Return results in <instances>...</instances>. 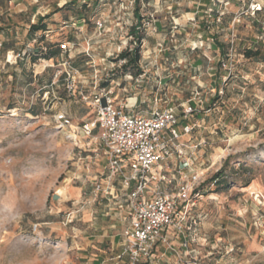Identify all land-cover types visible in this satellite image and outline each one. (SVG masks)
I'll return each mask as SVG.
<instances>
[{
    "label": "rangeland",
    "instance_id": "1",
    "mask_svg": "<svg viewBox=\"0 0 264 264\" xmlns=\"http://www.w3.org/2000/svg\"><path fill=\"white\" fill-rule=\"evenodd\" d=\"M250 1L0 0V264H113L103 251L120 231L109 227L118 217L96 191L107 158L78 129L94 113L67 92L66 60L80 73L78 90L108 85L131 113L197 107L181 118L178 128L191 130L168 164L182 177L202 175L185 233L176 251L162 247L160 263L264 264V11L233 23ZM138 6L144 39L131 65L119 55L137 46ZM215 8L220 21L209 17ZM47 14L49 29L30 33ZM249 48L259 54L248 57ZM50 49L59 50L52 59ZM59 112L72 128L57 127ZM221 169L223 185L207 182Z\"/></svg>",
    "mask_w": 264,
    "mask_h": 264
},
{
    "label": "built area",
    "instance_id": "2",
    "mask_svg": "<svg viewBox=\"0 0 264 264\" xmlns=\"http://www.w3.org/2000/svg\"><path fill=\"white\" fill-rule=\"evenodd\" d=\"M220 3L226 6L230 0H220ZM262 10L261 0H251L233 23L240 22L245 14L256 15ZM222 15L224 12L216 16L217 21ZM98 26L101 28L104 23L99 21ZM68 45L59 44L62 53ZM64 66L67 92L71 95L77 92L94 113V118L78 129L95 139L107 158V184L97 183L96 191L108 195L111 190H117V197L122 198L129 212L120 250L112 256L113 264H161L162 247L176 251L174 241L185 233L194 186L202 175L182 177L180 167L170 170L168 164L174 154L181 157L177 142L191 130L189 125L178 128L181 118L192 116L197 107H185L182 115L173 106L154 108L148 115L134 114L127 103L117 102L115 89L108 85L96 83L90 93L78 90V69L68 60ZM200 94L195 92L199 99ZM55 122L61 130L73 127L72 118L65 112L57 113ZM187 163L189 171L195 172L194 163L189 160ZM188 176L192 178L191 184L185 180ZM182 246H187V242Z\"/></svg>",
    "mask_w": 264,
    "mask_h": 264
},
{
    "label": "trees",
    "instance_id": "3",
    "mask_svg": "<svg viewBox=\"0 0 264 264\" xmlns=\"http://www.w3.org/2000/svg\"><path fill=\"white\" fill-rule=\"evenodd\" d=\"M71 1L73 2L74 0H71ZM76 1L77 0H75L73 3L76 4ZM83 1H85V3H86L87 1H90V0H83ZM216 1H217L218 4H220L221 7H223V4L220 3V0H216ZM261 2L263 3V9H264V0H261ZM94 3H96V2H94ZM84 5H86V4H84ZM138 11H139V6L135 8V13H134L135 17L137 18V23L135 25H133L132 28H131V35L135 36V43L137 44V46L135 48L130 49V50L123 51L119 55L121 58L128 59V63H130L131 65L139 64V61H140V58H141L140 50H141L142 41L144 39V36H142V34L139 31V29L143 25V19L138 14ZM222 11L223 10H220L219 8H215V9L212 10V12L209 15V17L216 16L217 14H219ZM262 11H264V10H262ZM262 13L263 12H261V11L258 12L259 15L262 14ZM50 16H51V14L40 16L35 23L30 24V26H29L30 33L35 34L36 32H39V31L46 32L49 29V26H48L46 21H47V19ZM80 17H82V16H80ZM252 21L254 23H256L255 20H252ZM104 22H106V21L104 20ZM213 39L215 41V38H213ZM216 45L220 49L221 48L225 49L224 44H222V43L216 42ZM58 53H59L58 49H50L49 53L46 54L45 57H47L49 59H52V58L56 57L58 55ZM257 54H259V50H254L252 48H249V50L246 51V55L248 57H251L252 55H257ZM60 56L63 57L64 53H61ZM36 59L37 58H33V60H36ZM32 111L34 113H38L39 108L33 107ZM224 171H225L224 169H221L220 171L215 173L210 179H208L207 182H213V183H216L218 185H223L225 183Z\"/></svg>",
    "mask_w": 264,
    "mask_h": 264
},
{
    "label": "crops",
    "instance_id": "4",
    "mask_svg": "<svg viewBox=\"0 0 264 264\" xmlns=\"http://www.w3.org/2000/svg\"><path fill=\"white\" fill-rule=\"evenodd\" d=\"M201 1L202 2L204 1V3H202V4H204L205 6H208L211 0H201ZM106 174H107V163H106V165L104 167L103 181L100 182V183H102L104 185L107 184ZM117 196H118V191L117 190H111V194H108L107 198H106V200H108V201L113 203V206H114L113 209H115V211H116L115 212L116 218L118 217L116 219V222L112 223V225H110L109 227H110V229H116L117 226H119V228H120L119 232H117L116 234H114V235H112L110 237L111 247L112 248L109 250V252L103 251V253H105V255H107V254L111 255V258H112L113 255L118 253L119 250H120V245H121L122 240H123V232H124V230L126 228V224H127L128 218H129L128 208L123 203L122 198H119ZM112 203H110L109 205L111 206ZM111 232H112V230H110V233ZM174 243H176V241H174Z\"/></svg>",
    "mask_w": 264,
    "mask_h": 264
}]
</instances>
